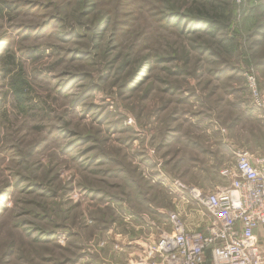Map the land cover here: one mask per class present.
<instances>
[{"label": "rangeland", "instance_id": "rangeland-1", "mask_svg": "<svg viewBox=\"0 0 264 264\" xmlns=\"http://www.w3.org/2000/svg\"><path fill=\"white\" fill-rule=\"evenodd\" d=\"M227 4L215 36L188 16ZM0 47V264H146L264 150V0H0Z\"/></svg>", "mask_w": 264, "mask_h": 264}, {"label": "built area", "instance_id": "built-area-1", "mask_svg": "<svg viewBox=\"0 0 264 264\" xmlns=\"http://www.w3.org/2000/svg\"><path fill=\"white\" fill-rule=\"evenodd\" d=\"M248 82L254 108L264 117V93L253 75ZM221 176L228 179L225 185L188 189L202 210L195 214L197 227L170 212V230L160 231L148 246L146 264H264V150L238 149Z\"/></svg>", "mask_w": 264, "mask_h": 264}, {"label": "trees", "instance_id": "trees-1", "mask_svg": "<svg viewBox=\"0 0 264 264\" xmlns=\"http://www.w3.org/2000/svg\"><path fill=\"white\" fill-rule=\"evenodd\" d=\"M211 8H213V12L204 9H198L196 14L191 13L188 16L193 20L204 22L208 27L211 35L215 36L218 33L226 31L230 28L235 19L236 6H229L227 4L221 7H219V5L214 7L212 6ZM230 42L232 43V45L227 47L228 54H232L234 52V49L232 47H235L234 39H230L229 44ZM12 64H14V60L11 61L10 65Z\"/></svg>", "mask_w": 264, "mask_h": 264}, {"label": "crops", "instance_id": "crops-1", "mask_svg": "<svg viewBox=\"0 0 264 264\" xmlns=\"http://www.w3.org/2000/svg\"><path fill=\"white\" fill-rule=\"evenodd\" d=\"M179 148H180V147H179ZM216 177H217V176H216ZM216 177H215V178H216ZM206 179H207V178H206ZM206 179L203 180V183H202L203 186L209 184V186H211V187H215L216 185L221 186V185H225V184L227 183V180H226L225 178H223L222 176H220V178L217 177V180H218V181H215V183H214L215 186L212 185V184H213L212 182H213L214 179L212 180V182H210V181L207 182ZM192 180H194V179H192ZM188 182H189V183H188ZM188 182H187V183L190 184V186H195V185H192V184H193L192 181H188ZM198 186H199V185H198ZM198 186H197V187H198ZM209 186H208V187H209ZM197 187H194V188H197ZM202 188L205 189L206 187H201V186H199L197 189L204 190V189H202ZM158 229H159L160 231H163V230L169 231V230H170V226L168 225V219H167L166 222L162 225L161 229H160V228H158ZM160 231H159V233H160ZM159 233H158V234H159ZM151 239H152V238H151Z\"/></svg>", "mask_w": 264, "mask_h": 264}, {"label": "bare ground", "instance_id": "bare-ground-1", "mask_svg": "<svg viewBox=\"0 0 264 264\" xmlns=\"http://www.w3.org/2000/svg\"><path fill=\"white\" fill-rule=\"evenodd\" d=\"M147 245H149V244H147ZM145 248H149V247H145Z\"/></svg>", "mask_w": 264, "mask_h": 264}]
</instances>
